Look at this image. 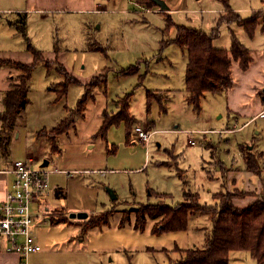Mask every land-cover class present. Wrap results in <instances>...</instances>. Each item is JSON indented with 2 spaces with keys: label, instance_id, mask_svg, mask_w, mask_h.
Instances as JSON below:
<instances>
[{
  "label": "rangeland",
  "instance_id": "rangeland-1",
  "mask_svg": "<svg viewBox=\"0 0 264 264\" xmlns=\"http://www.w3.org/2000/svg\"><path fill=\"white\" fill-rule=\"evenodd\" d=\"M115 1L100 11L67 18L72 19V26L56 28L52 24V38H46L47 27L33 28L32 36L27 35L33 47L47 54L42 56L44 63L37 62L32 70L29 104L19 121L24 123L29 147L38 149L31 136L58 124L67 110L76 107L84 87L88 92L83 116L74 118V127L57 138V153L49 149L53 134L37 136L46 137L48 143L40 144L44 149L37 156H43L36 157V164L42 165L52 156L46 169H64L54 156L61 152L74 158L70 169L114 170L105 176L80 170L72 177L50 174L48 195L31 205L32 233L41 251L29 256V264H173L183 250L204 246L212 227L209 213L191 215L184 231L154 234L150 219L143 230L134 229L133 213L120 227L122 211L159 202L175 206L184 201L186 191L196 193L198 203L208 207L216 206L217 193L257 188L251 195L255 199L264 195L262 175L251 173L248 177L243 158V153L250 151L262 155L259 162L264 164V119L251 120L264 109V98L258 95L264 89V0H229L230 11L216 0H162L168 7L164 11L146 6L142 0H134L139 6L128 0ZM147 7L151 11L146 12ZM232 11L242 19L262 11L253 37L236 22H229L235 19ZM167 16L173 26L165 30ZM177 27L216 35L213 46L219 49L228 50L235 37L251 52L254 62L247 72L235 61L231 65L234 85L230 103L235 113H227L229 89L207 94L199 110L187 104V56L173 42ZM31 61L30 57L26 64ZM132 66L137 69L123 73ZM12 72L14 84L19 83L23 70L14 68ZM76 79L80 84H69L66 96L56 100L55 90L61 83ZM125 100L136 120L132 133L137 126L156 131L148 146L127 140L124 123L111 126L104 138L97 135L103 112L114 116ZM188 131H199L191 134L194 145L188 144ZM55 185L63 188V194H55ZM112 194L116 197L111 198ZM61 208L68 212L66 223H58L64 214ZM104 211L111 216L109 225L82 233L81 222ZM72 213L87 217L71 219ZM229 261L256 264L244 251L230 252Z\"/></svg>",
  "mask_w": 264,
  "mask_h": 264
},
{
  "label": "trees",
  "instance_id": "trees-1",
  "mask_svg": "<svg viewBox=\"0 0 264 264\" xmlns=\"http://www.w3.org/2000/svg\"><path fill=\"white\" fill-rule=\"evenodd\" d=\"M216 1L220 2L226 11H230L229 0ZM142 4L148 7L157 6L154 0H142ZM232 13L231 15L235 19H231L229 22H236L249 37H253L262 11L254 12L249 19H242L234 11ZM172 26L173 23L167 16L165 30H168ZM19 31L24 39H26V48L32 57V61L22 64L10 59H0V67L21 68L24 74L23 78L19 79V83L11 84L10 89L4 93L2 100L3 110L0 112V147H5L8 144V138L13 133L17 120L29 104L28 92L34 66L37 62L44 63V59L42 58L43 53L29 43L24 27H20ZM215 37L216 35L206 34L201 30L177 27V35L173 41L185 51L187 56L184 74L185 100L195 110L200 109L201 100L206 93H222L233 87L232 62H237L239 68L242 71H246L253 60L250 51L235 37L232 38L231 47L228 50L215 48L213 46V39ZM64 68L67 69L66 67ZM135 69H137L136 66H132L125 69L123 73L129 74L135 71ZM93 78H91L92 81ZM76 80L77 82L63 81L59 90H55L57 94L56 100H60L66 96L69 84H80V81ZM84 89L85 93L78 100L76 107L67 110V115L58 124L50 129L43 128L37 132V136L41 132L53 134L49 142L51 153H57V138L62 134H67L74 127V118L83 116L84 104L88 98L86 87ZM258 95L264 98V89L259 91ZM149 97L150 92L148 91L147 98ZM104 113L97 135L104 138L111 126L124 123L127 128L126 139L130 140L131 127L136 120L129 111L127 100H125L124 105L121 106L119 112L114 116L109 117L106 115L107 112ZM243 158L246 171L259 176L262 175V181L264 182V164L261 165L259 162L262 155L255 156L250 151H246L243 153ZM242 193L243 195L239 196ZM251 193L245 191L226 193V195L217 193L214 195L216 206L208 207L198 203V195L196 193L186 191L183 194L184 201L175 206L159 202L157 204H140L137 208L122 211L119 226L123 227L126 221L129 220L130 213H133V227L136 230H143L146 221L150 219L154 222L152 227L154 234L169 231H184L187 229L188 220L191 215L197 212L209 213L212 227L210 233L205 238L204 246L202 248L183 250L180 258L173 264H230L229 253L232 251L247 252L256 264H264V195L259 199H255ZM153 194L157 196L161 195L157 193ZM251 196L253 197V199L251 198L252 201L243 208H239L234 204L236 199L242 200ZM61 209L64 211V214L60 217L58 223H66L68 222V217L66 216L67 210ZM105 213L104 211L99 214H90L89 219L80 224L82 233H86L89 229L109 225L111 216Z\"/></svg>",
  "mask_w": 264,
  "mask_h": 264
},
{
  "label": "crops",
  "instance_id": "crops-1",
  "mask_svg": "<svg viewBox=\"0 0 264 264\" xmlns=\"http://www.w3.org/2000/svg\"><path fill=\"white\" fill-rule=\"evenodd\" d=\"M112 2L114 3L116 1L115 0H0V59H10L13 61L24 62V63L30 60L31 55L29 54L26 48V39H24L23 35L19 31L20 27H24L26 35H30V36H32L33 28L42 27L44 29L45 27H47L48 34L46 35V38H52L51 35H54V33H51L49 31L52 24H55L56 28L61 24L65 26H72V19H67V18H73L74 15L84 14L90 11L92 12L100 11V9L107 7L110 3L112 4ZM128 2L135 6H139V4L134 3L133 1L128 0ZM147 9L149 8H146L145 11ZM40 51L43 53V55L45 54L44 51L42 50ZM54 52L55 51H53V53ZM54 55L56 56L57 54L54 53ZM253 62L254 60H252L250 64L251 67L253 65ZM13 69H14L13 67H6V66L0 67V112L3 110L2 100L4 97V93L10 89L11 84H14L13 76H12ZM248 70L249 68L246 71H242V72H247ZM232 90L233 89H229L228 91H226L227 94L226 96L228 97L227 113H235L233 109L234 108L233 104L230 103L232 102V99L230 100L233 92ZM207 94L209 93H206L204 95V98L207 96ZM25 111L26 108L22 112L19 119L17 120L14 126V131L8 138V144L5 145V147H0V201H2L5 198L6 192L9 190L10 188L9 186L12 182V176L5 172L10 168L12 161L16 159L30 158L34 161V163H37L38 158L43 156V155L42 156L40 155L39 157L37 156L40 154L41 151L43 152L44 149L43 146L42 148H40V144L48 143L46 137L38 138L36 135L38 131H36V133L31 136L32 137L31 141L34 145L38 147V149L33 150L32 147L28 146V139L26 138V130L22 129V127L25 128L24 123L19 122L20 120H23ZM261 117L264 119V109L260 110L258 114H255L251 118V120ZM247 122H245L244 125ZM221 131L224 132L226 130H221ZM130 137L131 140L133 141L135 140L134 132L131 133ZM54 156H56L55 158H58L56 160V163L57 162L60 163L64 167V169L55 168L54 170H56V172H52V173L59 172L61 174H65L67 176L72 177L71 175L72 173L74 174V171L80 170L91 175L105 176L109 171L110 172L114 171L112 169L107 170L100 167L90 168V169L89 168L70 169L69 166L72 165V161L74 160V158L68 157L66 154H63L61 152L58 154H54ZM51 158L52 156L49 158H45V160L48 161V165L50 164L51 160L49 159ZM87 159L89 160V155ZM246 174L248 177L251 175V173L248 171L246 172ZM255 189L257 188L254 189L248 188L243 191L250 193V192H254L253 190ZM53 190H55L56 195L58 193L63 194V188L59 187L58 185H55ZM114 197L116 196L113 195L111 198ZM246 200L247 197L242 200H237V203L235 204L237 207L243 208L252 201V199H250L249 197L248 200L247 201ZM1 246L2 248H0V250H4V252L0 251V264H17L18 257L14 253H9L5 250V242L0 241V247ZM31 256L32 255H30V257Z\"/></svg>",
  "mask_w": 264,
  "mask_h": 264
},
{
  "label": "built area",
  "instance_id": "built-area-1",
  "mask_svg": "<svg viewBox=\"0 0 264 264\" xmlns=\"http://www.w3.org/2000/svg\"><path fill=\"white\" fill-rule=\"evenodd\" d=\"M194 132L199 131L186 132L189 145H194L191 140ZM155 133L140 126L134 128L135 140L146 146ZM55 171L38 166L30 158L13 160L5 171L12 176V182L5 198L0 201V241L5 242L7 252L18 257L17 264H29V256L41 251L32 233L34 216L31 205L48 195L49 176Z\"/></svg>",
  "mask_w": 264,
  "mask_h": 264
},
{
  "label": "water",
  "instance_id": "water-1",
  "mask_svg": "<svg viewBox=\"0 0 264 264\" xmlns=\"http://www.w3.org/2000/svg\"><path fill=\"white\" fill-rule=\"evenodd\" d=\"M154 1L156 2L157 6H159L163 11L168 9V7L164 4V2L162 0H154ZM47 165H48V161L44 160L42 163V166L47 167ZM69 217L70 218L84 219L87 217V215L84 213L83 214L82 213H77V214L72 213L69 215Z\"/></svg>",
  "mask_w": 264,
  "mask_h": 264
}]
</instances>
